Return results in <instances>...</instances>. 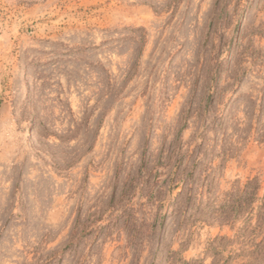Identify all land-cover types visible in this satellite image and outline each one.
<instances>
[{"label": "rangeland", "instance_id": "obj_1", "mask_svg": "<svg viewBox=\"0 0 264 264\" xmlns=\"http://www.w3.org/2000/svg\"><path fill=\"white\" fill-rule=\"evenodd\" d=\"M0 264H264V0H0Z\"/></svg>", "mask_w": 264, "mask_h": 264}]
</instances>
